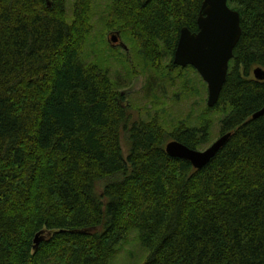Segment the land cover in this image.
I'll return each instance as SVG.
<instances>
[{"label":"trees","instance_id":"1","mask_svg":"<svg viewBox=\"0 0 264 264\" xmlns=\"http://www.w3.org/2000/svg\"><path fill=\"white\" fill-rule=\"evenodd\" d=\"M203 1L0 0V264H113L133 234L140 264H264V115L253 118L264 106L253 75L264 69V0H228L242 35L218 103L196 117L167 120L155 93L128 103L112 76L111 58L129 78L151 75L146 95L153 78L193 94L194 68L173 58ZM113 29L135 66L114 53ZM216 114L232 136L207 165L167 154L171 140L210 142Z\"/></svg>","mask_w":264,"mask_h":264},{"label":"water","instance_id":"2","mask_svg":"<svg viewBox=\"0 0 264 264\" xmlns=\"http://www.w3.org/2000/svg\"><path fill=\"white\" fill-rule=\"evenodd\" d=\"M198 31L183 27L180 32L173 63L177 66H192L200 74L208 87L209 107H214L220 98L228 77L229 64L234 57V49L241 35V17L239 11L231 8L228 0H204L197 19ZM113 44L120 41V32H112ZM122 46H127L120 42ZM257 80H264V69L257 67L253 71ZM264 115V106L254 113L253 118ZM232 133H225L204 150L190 148L178 140L166 144V152L174 158L191 162L193 167L201 169L207 165L226 145ZM46 239L44 231L34 238V248Z\"/></svg>","mask_w":264,"mask_h":264},{"label":"rangeland","instance_id":"3","mask_svg":"<svg viewBox=\"0 0 264 264\" xmlns=\"http://www.w3.org/2000/svg\"><path fill=\"white\" fill-rule=\"evenodd\" d=\"M103 28V24L99 19L94 24V36L96 39H98V34H101L102 32H105ZM117 30L113 29L107 32V38L109 39L110 45L112 46L113 43H111L109 34L111 32H116ZM119 42H123L126 46H116L114 53L117 52L123 53L124 57L126 58V53L128 58H126L129 63L130 60L133 59L134 51L132 50L129 43L125 40L124 37L121 36V39ZM114 46V45H113ZM99 49V48H98ZM100 51L103 50V48L99 49ZM105 57H112L110 49L106 50ZM123 56V55H122ZM132 59H131V57ZM111 62V71L112 76L115 79H118L122 84H124L126 87L123 89L124 92H126L128 95L127 101L128 103H132L137 107H143L147 102L150 101L151 97L153 96V93L156 94L155 103L159 104L162 102H165L168 104L166 116L167 120L181 121L185 120L187 115L192 113L193 117H196L199 115L205 108V105L208 101V87L207 84L204 82L200 74L195 69H191L188 71L186 79L188 82L192 83L194 86V93L193 94H181V90L179 88V85H173L171 86V81H166L163 83V81L159 80L161 84L158 86V80L155 78L152 79V83L154 84V87L157 91L150 92L149 95H146L147 89V81L149 75L147 72H145L142 67H139L136 69L135 74L129 78L127 73V67H125V63L121 62L120 60L112 59ZM132 65L135 66V63ZM168 80V79H167ZM179 93V95H177ZM150 103H148L149 105ZM151 105V104H150ZM219 118L220 114H216L214 116V125L212 127L211 132V140L207 144H205L202 148L199 150H204L207 147H209L216 139L219 138ZM195 123H198V121H194ZM169 123V122H168ZM174 124V123H172ZM122 146H123V152L125 156L129 155L130 152V143L127 140L126 134H123L122 137ZM145 251L143 247L141 246L138 238L136 235H132L130 240L124 244L122 247L120 253L115 258L113 264H140L142 260L144 259Z\"/></svg>","mask_w":264,"mask_h":264},{"label":"flooded vegetation","instance_id":"4","mask_svg":"<svg viewBox=\"0 0 264 264\" xmlns=\"http://www.w3.org/2000/svg\"><path fill=\"white\" fill-rule=\"evenodd\" d=\"M112 34V32L109 34V36ZM111 38V37H110ZM121 39V38H120ZM113 45H115V46H121V47H124V46H122L121 44H120V42H118L117 44H113ZM127 49V48H126Z\"/></svg>","mask_w":264,"mask_h":264},{"label":"bare ground","instance_id":"5","mask_svg":"<svg viewBox=\"0 0 264 264\" xmlns=\"http://www.w3.org/2000/svg\"><path fill=\"white\" fill-rule=\"evenodd\" d=\"M220 137V136H219ZM217 140V139H216ZM165 148H166V146H165Z\"/></svg>","mask_w":264,"mask_h":264}]
</instances>
